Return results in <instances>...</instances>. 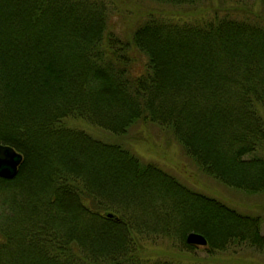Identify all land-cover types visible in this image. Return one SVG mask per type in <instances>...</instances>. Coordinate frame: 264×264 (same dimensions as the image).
<instances>
[{
  "label": "trees",
  "instance_id": "16d2710c",
  "mask_svg": "<svg viewBox=\"0 0 264 264\" xmlns=\"http://www.w3.org/2000/svg\"><path fill=\"white\" fill-rule=\"evenodd\" d=\"M112 5L0 0V143L22 154L16 176L0 177V264L13 252L12 264H176L136 254L191 231L208 251L264 248L258 215L64 122L114 134L157 123L204 173L264 191V12L216 8L187 21L149 9L122 36L109 25Z\"/></svg>",
  "mask_w": 264,
  "mask_h": 264
},
{
  "label": "rangeland",
  "instance_id": "374dc122",
  "mask_svg": "<svg viewBox=\"0 0 264 264\" xmlns=\"http://www.w3.org/2000/svg\"><path fill=\"white\" fill-rule=\"evenodd\" d=\"M108 1L113 4L110 28L122 36H128L136 22L141 20L149 9L168 12L177 19L187 21L199 17L207 18L216 8H221L218 13L223 10L235 13V9L244 11L241 16L245 17L252 11L256 14L264 12L261 0H204L177 6H161L143 0ZM262 16L264 17V14ZM258 110L264 116V107L259 105ZM64 122L68 127L82 129L105 142L125 145L142 160L153 162L174 175L186 187L214 197L241 212L258 215L260 232L264 235V191L251 193L232 188L204 173L185 153L170 129L150 121H137L124 134H114L82 119L67 118ZM258 152L264 156V144ZM186 244V240L184 242L181 239L160 236L146 241L136 256L150 262L167 260L176 264H264V248L247 241L230 242L226 248L213 251H208V243L205 246L193 245V248L186 247ZM13 253L4 255V260L10 258L6 264L17 260V253Z\"/></svg>",
  "mask_w": 264,
  "mask_h": 264
},
{
  "label": "water",
  "instance_id": "95a60500",
  "mask_svg": "<svg viewBox=\"0 0 264 264\" xmlns=\"http://www.w3.org/2000/svg\"><path fill=\"white\" fill-rule=\"evenodd\" d=\"M22 161V154L16 151L12 146L8 144L0 143V177L11 179L13 178L18 170V167ZM108 217H112L111 213L107 214ZM186 242L192 245L207 244L206 237L195 231H191L186 236Z\"/></svg>",
  "mask_w": 264,
  "mask_h": 264
}]
</instances>
